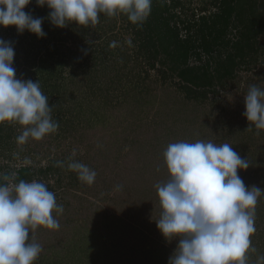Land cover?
Wrapping results in <instances>:
<instances>
[{
    "label": "rangeland",
    "instance_id": "rangeland-1",
    "mask_svg": "<svg viewBox=\"0 0 264 264\" xmlns=\"http://www.w3.org/2000/svg\"><path fill=\"white\" fill-rule=\"evenodd\" d=\"M218 2L153 0L142 24L124 14H101L95 26L58 28L48 19L50 9L32 0L24 11L44 18L45 37L0 27V38L14 45L16 77L38 81L59 124L56 132L24 144L17 143L23 126L0 124V174L15 173L11 183H44L63 206L61 214L53 213L58 230L38 227L30 233L43 249L34 264H168L179 238L166 240L156 226L162 211L156 185L169 179L164 152L171 143H228L250 164L238 169L245 186L264 189V129L243 115L249 86L264 89V4L257 0V17L243 13L246 21L261 23L254 51L244 44L243 55L232 42L233 25H244L232 13L236 23L221 47L232 48L240 59L225 73L212 65L195 32L201 17V25L210 24ZM168 19L181 40L191 39L185 62L175 59L174 47L156 41ZM184 68L199 76L207 71L211 83L192 86L180 74ZM72 161L96 172L93 184L69 170ZM254 226L246 264H264V193ZM156 252H165L162 259L149 260Z\"/></svg>",
    "mask_w": 264,
    "mask_h": 264
},
{
    "label": "clouds",
    "instance_id": "clouds-1",
    "mask_svg": "<svg viewBox=\"0 0 264 264\" xmlns=\"http://www.w3.org/2000/svg\"><path fill=\"white\" fill-rule=\"evenodd\" d=\"M32 0H0V27H15L43 38L44 18L24 9ZM50 9L48 19L64 28L75 23L87 28L99 23L101 14L127 15L142 24L150 14L152 0H36ZM131 45L129 38L126 41ZM93 44L94 42L89 41ZM113 41L110 47L115 48ZM12 41L0 38V124L15 122L24 127L17 143L41 140L58 130L51 117L49 98L38 81L16 77ZM243 115L256 129H264V89L250 85L244 96ZM169 179L156 185L161 215L156 226L166 240L179 238L168 264H246V253L255 233V206L264 193L255 185L246 187L238 175L250 164L228 143L175 142L164 152ZM57 166H63L62 161ZM69 170L78 179L93 184L96 172L72 161ZM15 173L0 174V264H34L42 252L30 233L38 227L58 230L61 214L55 194L36 180L11 183ZM119 187V186H118Z\"/></svg>",
    "mask_w": 264,
    "mask_h": 264
},
{
    "label": "trees",
    "instance_id": "trees-1",
    "mask_svg": "<svg viewBox=\"0 0 264 264\" xmlns=\"http://www.w3.org/2000/svg\"><path fill=\"white\" fill-rule=\"evenodd\" d=\"M258 2L257 0H242V2L241 0H219L218 10L210 16L211 17V21L209 22L210 24L204 22L201 25L203 21H206L205 17H201L203 21H200V24L197 27V29H195V32L198 33L199 31L200 33L199 36L202 37V38L200 37L199 40H200V45L203 47L204 50L203 52L208 53L209 57L212 59V65L214 63L217 65V70L222 68L225 70V73H230V70L231 71L233 70V66L236 63H238L237 59H240L239 55H237L238 52L240 55H243L242 50L244 49L243 48L244 44L247 45L246 46L247 48L254 51L257 41L256 36L261 31L260 30L261 23L260 22L257 23L255 21L256 19H253L251 22L246 21V16H244L243 13L247 12L248 10L252 13L253 17L259 16L257 13L258 11L257 6H259ZM261 4L262 5L264 4V0L263 1L261 0ZM161 6L166 10L168 9L166 7V2ZM233 12L236 13L237 19L241 23V25H244L243 27L236 25L237 23L235 21V18L231 17ZM170 18H173V16H171ZM170 22L171 21L168 19L163 27L162 25L158 27L159 30L157 32H162L163 29L164 31L158 36V39L155 37L153 40L157 39L156 41H158L160 44H164V47L165 46L174 47L176 49L175 59L179 62H185L187 53L190 47L192 46L190 45L189 42L191 41V39L188 38L187 40H181L179 38L177 27L174 26V24H170ZM230 24H234L233 26L236 30L234 34L236 37L235 40L232 42V46L234 47V50L235 52H237V54L234 53L232 48L228 49L225 47H221L222 44L224 45L223 42L225 40L222 42L220 40L223 37V35L227 33ZM244 27H246V29H243ZM153 37L154 35H152V38ZM171 40H173V42ZM223 48L226 51L222 52ZM203 72L205 73H201V75L199 76L197 75L195 69L184 68L180 71V74L181 76H184L185 77L184 79L187 80L191 85L194 83L192 86H199L202 85V81L208 82L209 79L211 78V77L208 78V73H206L207 71L204 70ZM220 77L221 75H218V78ZM210 83H211V79L209 81V84ZM192 86H190V90H192L191 89ZM21 171H24V169H21ZM158 252L152 255L153 257L151 256L149 260L151 259L158 260L160 258L162 259L161 255H163L165 252L162 253L160 256L156 255L158 254Z\"/></svg>",
    "mask_w": 264,
    "mask_h": 264
}]
</instances>
